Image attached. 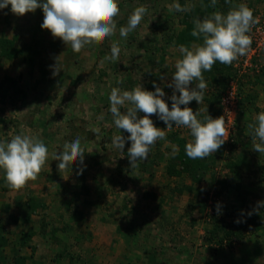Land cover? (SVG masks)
<instances>
[{
    "label": "rangeland",
    "instance_id": "obj_1",
    "mask_svg": "<svg viewBox=\"0 0 264 264\" xmlns=\"http://www.w3.org/2000/svg\"><path fill=\"white\" fill-rule=\"evenodd\" d=\"M173 3L120 0L116 34L79 50L41 28L42 9L20 16L10 5L0 10V139L23 131L49 147L37 179L22 188H8L0 172V264H264V206L259 204L264 201V153L252 149L248 127L264 112V0H217L215 6L210 0H179L182 6H193L183 13L169 11ZM240 3L253 9L258 20L250 33L251 48L226 65L231 75L228 82L225 76L221 79L225 85L207 80L200 104L189 103L201 114L223 115L225 143L202 159L207 167L195 180L191 166L180 163L179 151L171 155V136L193 139L190 130L174 125L165 129V140L156 142L148 158L132 167L127 155L131 142L126 141L124 152L112 143L114 135L129 133L115 127L108 111L111 89L142 84L154 90L153 81L163 86L160 76L170 80L181 57L176 34L196 19L217 10L227 13ZM140 5L148 14L122 40L119 27ZM117 41L119 61L103 60ZM193 44H202V39ZM57 58L63 69L53 77L50 65ZM164 90L167 99L173 89ZM248 95L254 96L250 102ZM152 119L166 127L155 115ZM77 135L85 151L83 164L77 158L72 169L58 167L60 157L53 150ZM43 176L47 189L39 180ZM17 199L31 203L29 221ZM250 208L262 213L259 229L247 225L232 245L210 235L212 228L223 234L221 228L232 219L229 212ZM13 215L19 221L12 222ZM29 231L34 235L22 246L23 233Z\"/></svg>",
    "mask_w": 264,
    "mask_h": 264
},
{
    "label": "clouds",
    "instance_id": "obj_2",
    "mask_svg": "<svg viewBox=\"0 0 264 264\" xmlns=\"http://www.w3.org/2000/svg\"><path fill=\"white\" fill-rule=\"evenodd\" d=\"M210 3L215 6L217 0H210ZM9 5L11 12L18 16L35 12L37 8L42 9L44 19L41 28L50 30L53 37L60 38L74 50H79L87 42H103L106 38L113 37L117 29L114 18L120 13V0H0V10ZM192 7L187 3L182 6L179 0H174L169 11L183 13L191 11ZM148 11L144 5L137 6L129 15L127 24L119 27V37L126 41L129 33L140 25ZM257 22L253 9L244 3L227 13L217 10L202 19H196L191 35L202 39V44L178 46L181 57L175 62V71L170 80L165 75L160 76L161 81H164L163 86L153 81L154 90H149L142 84L131 90H122L120 87L111 89L108 111L115 127L121 133L122 130L129 133L126 137L122 134L114 135L112 143L115 149L124 152L126 141L131 142L127 155L132 167L138 161L146 160L156 142L165 140V129L170 131L174 125L190 130L193 139L184 148L190 159H204L225 143L223 115L213 118L207 114L201 117V110L193 111L189 103L195 100L200 104L204 98L208 87L204 72L211 71L217 62L230 65L239 56L247 54L252 45L250 33ZM121 51L119 41L113 42L110 55H105L103 60L117 62ZM58 58L56 63L50 65L53 77L63 69ZM117 83L122 81L118 80ZM165 87L173 89L172 95L167 99ZM168 100L171 101V107ZM139 113L144 115L140 116ZM153 115L163 121L166 127L156 126ZM254 120L253 124L248 125L252 130V149L264 153V112L257 114ZM92 131L98 134L100 129L93 128ZM80 139L79 135L65 139L61 149L53 150L52 155L60 157L58 167L72 169L73 161H77V158L83 164L85 151ZM177 153L178 148L172 145L171 155L175 156ZM48 155V145L36 135L21 131L8 140L0 139V172L3 173L6 186L20 189L28 181L37 179ZM259 204L264 206V201ZM220 211L218 202V214Z\"/></svg>",
    "mask_w": 264,
    "mask_h": 264
},
{
    "label": "trees",
    "instance_id": "obj_3",
    "mask_svg": "<svg viewBox=\"0 0 264 264\" xmlns=\"http://www.w3.org/2000/svg\"><path fill=\"white\" fill-rule=\"evenodd\" d=\"M194 27V23H188L180 32H178L175 36V44L178 47L179 45L183 44L185 46L191 47V44L196 41V40H201L198 39L196 37H193L191 35V31ZM173 39V38H172ZM230 66H227L225 64H221L219 62L215 63L211 69V71H207L204 72L203 75L205 77V80H209L211 82H224L223 85H225L228 80H227V76L229 77L230 74ZM224 74V75H223ZM220 75H222V77H220ZM225 80H227V82L225 80L221 81V79H223V77ZM254 98V96L252 95H248L247 96V102H250L252 99ZM241 104H243V101H241ZM194 111V110H193ZM244 111L243 108H241V113ZM207 114H201V116H204ZM170 141L175 144L178 147V151L179 153L178 158L180 160V163L182 165L188 164L191 166L192 171L195 173L194 179L195 180H200L201 178V173L205 172V168L207 167V162H203L202 159H190L186 156L184 148H185V144L187 142V139L184 137H179L177 135H173L170 137ZM176 173H180L179 170H174ZM172 173V172H171ZM193 173V174H194ZM262 181H264V178L262 179ZM261 190H262V196L264 199V188L263 186H261ZM245 192L243 195H241L242 199H245ZM259 198H261L259 196ZM244 201V200H243ZM242 203V202H241ZM31 203L29 202H25V204H20L19 206H23L21 209L24 211V219L26 221L30 220V215L31 213L29 212V208H31ZM252 205V204H251ZM251 208H255V204L253 203L252 206H250ZM250 211L246 212L245 210H240L238 209V211L232 215L230 212L228 213L229 216H232L231 221L229 220V222H226V224L224 225L225 227L221 228L222 230H224L223 234L219 233V230L216 228H212L209 231L210 235L214 238L215 235L219 236V239L222 243L223 240H226V243L229 245H232L233 242L236 239V235L237 233H243L244 230L246 229L247 225L250 224V226H254V229H259L260 228V220L262 218V213L261 212H257L256 209H251ZM242 209V208H241ZM26 212V213H25ZM251 212V215H248V213ZM19 216L13 215L12 216V222H17L19 221ZM239 220L240 222L237 223L236 221ZM3 226L2 222L0 221V227ZM34 232L33 231H29V232H25L23 233V236L21 238V245H29V241L32 238V235ZM211 238V237H210ZM1 240V239H0ZM6 240V238L4 239V241ZM20 259H24V256Z\"/></svg>",
    "mask_w": 264,
    "mask_h": 264
},
{
    "label": "crops",
    "instance_id": "obj_4",
    "mask_svg": "<svg viewBox=\"0 0 264 264\" xmlns=\"http://www.w3.org/2000/svg\"><path fill=\"white\" fill-rule=\"evenodd\" d=\"M36 180V179H35ZM39 180H41L42 182H41V186L43 187V188H46L47 189V181L45 180V177L43 176V177H39ZM32 181H34V180H32ZM27 185H29V183L27 184ZM33 186H37V185H33ZM20 197V196H19ZM26 202V201H25ZM25 202H23L21 199H17L16 200V203H19V204H25ZM23 207V206H22ZM21 206L19 207L20 208V210H22L21 208H22ZM23 211V210H22Z\"/></svg>",
    "mask_w": 264,
    "mask_h": 264
},
{
    "label": "built area",
    "instance_id": "obj_5",
    "mask_svg": "<svg viewBox=\"0 0 264 264\" xmlns=\"http://www.w3.org/2000/svg\"><path fill=\"white\" fill-rule=\"evenodd\" d=\"M226 137V136H225Z\"/></svg>",
    "mask_w": 264,
    "mask_h": 264
}]
</instances>
